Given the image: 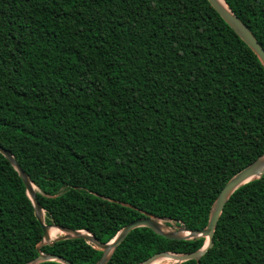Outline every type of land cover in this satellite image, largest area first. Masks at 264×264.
<instances>
[{"label": "trees", "instance_id": "16d2710c", "mask_svg": "<svg viewBox=\"0 0 264 264\" xmlns=\"http://www.w3.org/2000/svg\"><path fill=\"white\" fill-rule=\"evenodd\" d=\"M224 1L264 49V0ZM0 146L47 225L101 243L146 214L202 230L227 183L264 156V66L208 0H0ZM43 236L0 153V264L103 255L84 239L39 252ZM205 243L138 228L107 264ZM213 243L180 264H264V175L232 195Z\"/></svg>", "mask_w": 264, "mask_h": 264}, {"label": "water", "instance_id": "95a60500", "mask_svg": "<svg viewBox=\"0 0 264 264\" xmlns=\"http://www.w3.org/2000/svg\"><path fill=\"white\" fill-rule=\"evenodd\" d=\"M212 7L220 14V16L225 20V22L237 33V35L255 52L258 58L261 60L264 66V49L258 43L255 36L249 30V28L233 14L229 9L224 8L220 5L217 0H208ZM0 153L12 164V166L17 170L19 176L22 178L27 193L34 205L35 216L38 222L41 224L44 236L41 243L38 245L37 249L40 252L41 247L44 245L53 246L57 242L73 240V239H84L88 243L94 245L97 249L103 251L101 259L96 264H107L114 254L115 250L124 242L127 236L135 229L138 228H149L156 234L168 239V240H192L196 238H205L206 243L204 247L193 253L188 254H174L169 252H161L153 255L151 258L140 264H151L158 258H170L175 261V264H180L190 260H196L198 263L200 259L205 256V254L213 247V238L215 231L220 220L221 215L225 209L226 204L232 197V195L244 185L260 179L264 175V156L256 160L254 163L249 165L247 168L242 170L236 176H234L227 185L222 189L218 195L216 201L213 204L209 224L205 229L202 230H188L182 226L176 227L175 230H171V227L166 225L167 223H172L169 219L158 218L150 214H146L145 217L139 218L126 227H124L116 237L109 243L99 242L93 235L86 231H77L66 227H61L58 225H47L45 223V216L43 215L44 210L39 203L36 194V187L31 182L29 176L24 172L21 166L17 163L14 156L6 149L0 146ZM158 221L165 222L167 231H164ZM56 228L60 231L61 235L55 239L50 236V228ZM49 261H56L61 264H72L68 260L54 256L47 255L40 252L39 256L32 261L30 264H40Z\"/></svg>", "mask_w": 264, "mask_h": 264}, {"label": "bare ground", "instance_id": "6f19581e", "mask_svg": "<svg viewBox=\"0 0 264 264\" xmlns=\"http://www.w3.org/2000/svg\"><path fill=\"white\" fill-rule=\"evenodd\" d=\"M219 3H220V5L221 6H223L224 8H226V9H228V6L226 5V3H225V1L224 0H217ZM43 215L45 216V212H43ZM158 223H159V225H160V227L164 230V231H167V227H166V225H165V223L163 222V221H158ZM58 233H60V231L58 230V229H56V228H54V227H52V228H50V236H51V238H54ZM160 259H167V260H165L164 262H162V263H160L161 261H159V262H157V263H155V264H170L171 262H174V260L172 261V259H170V258H158V259H156V260H160ZM155 260V261H156ZM154 262V261H153ZM152 262V263H153ZM151 263V264H152Z\"/></svg>", "mask_w": 264, "mask_h": 264}, {"label": "rangeland", "instance_id": "374dc122", "mask_svg": "<svg viewBox=\"0 0 264 264\" xmlns=\"http://www.w3.org/2000/svg\"><path fill=\"white\" fill-rule=\"evenodd\" d=\"M165 223V222H164ZM171 230H175V227H171ZM61 235V233H58L54 238H52V239H55V238H57V237H59ZM165 260H167V259H162V261L160 262V263H162V262H164ZM173 261V260H172ZM170 264H175V261L174 262H171Z\"/></svg>", "mask_w": 264, "mask_h": 264}]
</instances>
